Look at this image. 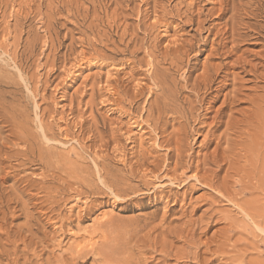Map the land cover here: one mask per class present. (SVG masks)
Wrapping results in <instances>:
<instances>
[{
	"label": "rangeland",
	"instance_id": "374dc122",
	"mask_svg": "<svg viewBox=\"0 0 264 264\" xmlns=\"http://www.w3.org/2000/svg\"><path fill=\"white\" fill-rule=\"evenodd\" d=\"M189 1L0 0V264H264V0Z\"/></svg>",
	"mask_w": 264,
	"mask_h": 264
},
{
	"label": "bare ground",
	"instance_id": "6f19581e",
	"mask_svg": "<svg viewBox=\"0 0 264 264\" xmlns=\"http://www.w3.org/2000/svg\"><path fill=\"white\" fill-rule=\"evenodd\" d=\"M191 1V0H190ZM189 1V2H190ZM222 1V0H221ZM227 1V0H226ZM227 3H228V1H227ZM226 3V4H227ZM224 4V3H223ZM223 4L221 5V6H223ZM218 5V4H217ZM246 5V4H245ZM225 7V6H224ZM231 7V6H230ZM234 7V6H233ZM233 10V9H232ZM238 10H240V9H238ZM235 11V10H234ZM221 12V11H220ZM224 15V14H223ZM79 57H77V59H76V61L74 62V64H73V69H76V70H80V68L82 67L83 68V66L85 65V63L83 62V56L82 55H78ZM74 72V71H73ZM73 72L71 71V69L69 68L68 70H67V73L68 74H73ZM71 76V75H70ZM67 77H68V75H67ZM69 78V77H68ZM262 109V108H261ZM134 124V126L136 127V129L138 130V132H139V134H140V132L143 130L140 126H138V125H136L135 123H133ZM133 124H130V125H133ZM132 127V126H131ZM138 134V133H137ZM142 134V133H141ZM224 134V133H223ZM140 137H141V135H139ZM142 136H143V134H142ZM208 137V136H207ZM219 138H220V136H219ZM223 138V137H222ZM211 139V138H210ZM261 139V138H260ZM218 142V141H217ZM221 143V142H220ZM219 143V144H220ZM225 144V143H224ZM215 147V146H214ZM217 147L218 146H216V149H217ZM263 147V146H262ZM214 149V148H213ZM228 149V148H227ZM220 150V149H219ZM229 150V149H228ZM227 150V151H228ZM215 151H217V150H215ZM224 151V150H223ZM250 151V150H249ZM218 152V151H217ZM215 153V152H214ZM230 153V152H229ZM222 154V153H221ZM224 154H225V152H224ZM226 154H228V152L226 153ZM225 154V155H226ZM219 155V157H220V154H218ZM224 155V156H225ZM229 155V154H228ZM233 155V154H232ZM214 156V155H213ZM216 156H217V154H216ZM230 156V155H229ZM236 156H238V155H236ZM246 156V155H245ZM261 156V155H260ZM208 157V156H207ZM226 157V156H225ZM228 157V156H227ZM232 158V157H231ZM237 158V157H236ZM203 159H204V156H203ZM202 159V160H203ZM213 159H215V158H213ZM220 159V158H219ZM223 159L224 160H226V158H224L223 157ZM235 159V158H234ZM240 159H241V157H240ZM239 159V160H240ZM260 159V158H259ZM205 160V159H204ZM203 160V161H204ZM211 160H212V158H211ZM218 160V159H217ZM228 160V162H230L229 160L230 159H227ZM236 160V159H235ZM214 161V160H213ZM221 161H222V158H221ZM244 161H246V160H244ZM257 161V160H256ZM202 162V161H201ZM228 162H227V164H228ZM233 162V161H232ZM200 163V162H199ZM218 163V162H217ZM239 163V162H238ZM251 163V162H250ZM210 164H211V162H210ZM214 164V163H213ZM230 164H231V162H230ZM229 164V165H230ZM242 164V163H241ZM248 164V163H247ZM203 165V164H202ZM253 166V165H252ZM251 166V167H252ZM217 167V166H216ZM242 167V166H241ZM247 167H248V165H247ZM256 167V166H255ZM232 168V167H231ZM250 168V167H249ZM229 169H230V166H229ZM235 169H237V168H235ZM239 169V168H238ZM242 169V168H241ZM244 169V168H243ZM248 169V168H247ZM252 169H253V167H252ZM250 170V169H249ZM237 171H239V170H237ZM242 171V170H241ZM251 171V170H250ZM262 171V170H261ZM214 172V171H213ZM230 172H232V171H230ZM234 173H236V172H234ZM240 173V172H239ZM242 173H243V171H242ZM242 173H241V175H242ZM260 174V173H259ZM237 175V174H236ZM264 175V174H263ZM209 176V175H208ZM242 177V176H241ZM246 177H248V179H249V175L248 176H246ZM229 178V177H228ZM233 178V177H232ZM264 178V176L262 177V179ZM241 179V178H240ZM209 180H211V179H209ZM223 180V179H222ZM233 180H234V178H233ZM247 180V179H246ZM243 181V180H242ZM233 182V181H232ZM232 182H230V183H232ZM247 182V181H246ZM246 182H244V183H246ZM234 183V182H233ZM249 183H251L250 181H249ZM211 184V183H210ZM237 184H238V182H237ZM239 184H240V181H239ZM242 184V183H241ZM213 185V184H212ZM248 185V184H247ZM253 186V185H252ZM252 186H250L249 185V187H252ZM233 187V186H232ZM244 187V186H243ZM222 188V187H221ZM220 188V189H221ZM239 188V187H238ZM246 190V189H245ZM244 190V191H245ZM256 190V189H255ZM238 192V191H237ZM239 193V192H238ZM241 193H242V191H241ZM240 193V194H241ZM237 194V193H236ZM235 195V194H234ZM242 195V194H241ZM241 195H239V196H241ZM229 197V196H228ZM228 199V198H227ZM237 199V198H236ZM229 201H232V200H229ZM237 204V203H236ZM243 208V207H242ZM240 210V209H239ZM245 216H247V215H245ZM253 223H256V222H253ZM259 231V230H258ZM260 232H262V230L260 231ZM228 237V236H227ZM223 241V240H222ZM221 241V242H222ZM228 241V240H227ZM222 245V244H221ZM218 246V245H217ZM220 248V247H219ZM219 253H221V252H219Z\"/></svg>",
	"mask_w": 264,
	"mask_h": 264
}]
</instances>
